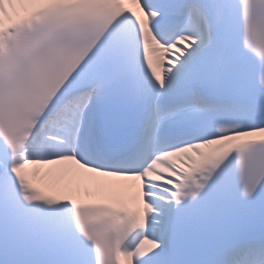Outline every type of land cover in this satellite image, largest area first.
Returning a JSON list of instances; mask_svg holds the SVG:
<instances>
[{
    "label": "snow or ice",
    "instance_id": "snow-or-ice-1",
    "mask_svg": "<svg viewBox=\"0 0 264 264\" xmlns=\"http://www.w3.org/2000/svg\"><path fill=\"white\" fill-rule=\"evenodd\" d=\"M0 264H264V0H0Z\"/></svg>",
    "mask_w": 264,
    "mask_h": 264
}]
</instances>
